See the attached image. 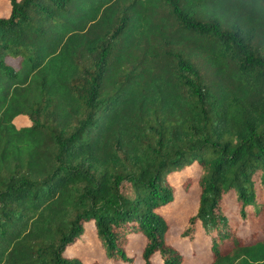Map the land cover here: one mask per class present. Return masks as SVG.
I'll return each mask as SVG.
<instances>
[{
  "label": "trees",
  "instance_id": "16d2710c",
  "mask_svg": "<svg viewBox=\"0 0 264 264\" xmlns=\"http://www.w3.org/2000/svg\"><path fill=\"white\" fill-rule=\"evenodd\" d=\"M5 1L0 264H98L67 254L87 224L111 261L139 234L142 264H182L160 208L191 163L179 236L264 264V0Z\"/></svg>",
  "mask_w": 264,
  "mask_h": 264
},
{
  "label": "rangeland",
  "instance_id": "374dc122",
  "mask_svg": "<svg viewBox=\"0 0 264 264\" xmlns=\"http://www.w3.org/2000/svg\"><path fill=\"white\" fill-rule=\"evenodd\" d=\"M7 12L6 1L0 0V15H6ZM7 61L16 66V60L7 59ZM13 121L17 126L27 123L22 116L15 117ZM197 172V164L191 163L180 171L169 173L168 180L175 189L174 201L160 208V212L168 224L166 241L181 251L184 259L182 264H206L208 262L207 246L205 247L207 238L199 228L196 227L192 239L179 236L186 217L194 210L196 205L198 192L196 184ZM125 189L128 190L127 186H125ZM126 243L125 251L132 256V261L130 263L118 260L111 261L103 256L102 249L99 247L92 227L87 224L85 233L67 250V254L79 257L85 262L97 261L98 264H142L140 250L143 245V238L139 234L132 237L128 236ZM151 264H160L157 253L151 257Z\"/></svg>",
  "mask_w": 264,
  "mask_h": 264
}]
</instances>
